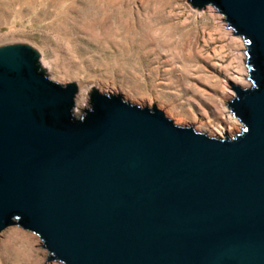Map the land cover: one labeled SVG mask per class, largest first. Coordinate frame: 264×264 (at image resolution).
Returning a JSON list of instances; mask_svg holds the SVG:
<instances>
[{
    "label": "water",
    "instance_id": "water-1",
    "mask_svg": "<svg viewBox=\"0 0 264 264\" xmlns=\"http://www.w3.org/2000/svg\"><path fill=\"white\" fill-rule=\"evenodd\" d=\"M213 4L247 44L231 82L234 137L45 73L30 44L0 47V232L37 233L64 264H264V0Z\"/></svg>",
    "mask_w": 264,
    "mask_h": 264
},
{
    "label": "rangeland",
    "instance_id": "rangeland-1",
    "mask_svg": "<svg viewBox=\"0 0 264 264\" xmlns=\"http://www.w3.org/2000/svg\"><path fill=\"white\" fill-rule=\"evenodd\" d=\"M26 43L40 54L47 77L76 84L73 112L78 117H84L97 89L140 107L156 105L177 125L198 131L199 118L224 122L223 112L231 111L228 103L236 97L231 82L254 85L246 42L213 4L0 0V47ZM83 92L88 99L80 109L77 97ZM238 121L223 137L241 132L244 124ZM0 264L64 263L50 261L37 233L13 224L0 232Z\"/></svg>",
    "mask_w": 264,
    "mask_h": 264
},
{
    "label": "bare ground",
    "instance_id": "bare-ground-1",
    "mask_svg": "<svg viewBox=\"0 0 264 264\" xmlns=\"http://www.w3.org/2000/svg\"><path fill=\"white\" fill-rule=\"evenodd\" d=\"M247 73L245 72L244 75L242 77H240L241 79H246ZM239 78V79H240ZM88 99V92H83L80 93L77 97V105L80 109H82L85 104L86 101ZM225 112H223V118H224V122L220 123V124H212L211 121L209 120H205L203 118H199L197 119V128L199 130H204L207 133H209V135H214V136H224L225 133L230 134L233 133L234 129L237 128L238 126V119L234 117V115L232 114V112L229 109H225Z\"/></svg>",
    "mask_w": 264,
    "mask_h": 264
}]
</instances>
